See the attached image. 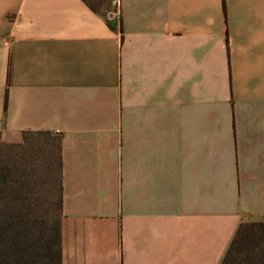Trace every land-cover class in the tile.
Segmentation results:
<instances>
[{"label": "crops", "instance_id": "1", "mask_svg": "<svg viewBox=\"0 0 264 264\" xmlns=\"http://www.w3.org/2000/svg\"><path fill=\"white\" fill-rule=\"evenodd\" d=\"M0 0V134L62 138L63 264H221L264 222V0Z\"/></svg>", "mask_w": 264, "mask_h": 264}, {"label": "trees", "instance_id": "2", "mask_svg": "<svg viewBox=\"0 0 264 264\" xmlns=\"http://www.w3.org/2000/svg\"><path fill=\"white\" fill-rule=\"evenodd\" d=\"M36 135L57 134L27 131L21 143L0 134V264H63L62 138L56 162L37 158ZM221 264H264V222L242 223Z\"/></svg>", "mask_w": 264, "mask_h": 264}, {"label": "rangeland", "instance_id": "3", "mask_svg": "<svg viewBox=\"0 0 264 264\" xmlns=\"http://www.w3.org/2000/svg\"><path fill=\"white\" fill-rule=\"evenodd\" d=\"M35 138L37 139L39 145L42 147V150L38 151L37 154H35L37 158L43 157L44 159L48 158V160L50 158L57 162L58 160L57 159L58 148L56 146L57 135H52L50 138H47L46 136L43 135H36Z\"/></svg>", "mask_w": 264, "mask_h": 264}, {"label": "built area", "instance_id": "4", "mask_svg": "<svg viewBox=\"0 0 264 264\" xmlns=\"http://www.w3.org/2000/svg\"><path fill=\"white\" fill-rule=\"evenodd\" d=\"M116 4V12L114 14L109 15V19L110 20H116L118 25H120V12H119V7H120V1L116 0L115 1Z\"/></svg>", "mask_w": 264, "mask_h": 264}]
</instances>
